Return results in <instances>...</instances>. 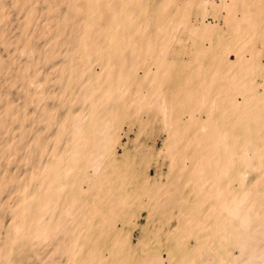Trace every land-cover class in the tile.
Returning a JSON list of instances; mask_svg holds the SVG:
<instances>
[{"label":"bare ground","instance_id":"6f19581e","mask_svg":"<svg viewBox=\"0 0 264 264\" xmlns=\"http://www.w3.org/2000/svg\"><path fill=\"white\" fill-rule=\"evenodd\" d=\"M0 46V264H264V0H0Z\"/></svg>","mask_w":264,"mask_h":264},{"label":"rangeland","instance_id":"374dc122","mask_svg":"<svg viewBox=\"0 0 264 264\" xmlns=\"http://www.w3.org/2000/svg\"><path fill=\"white\" fill-rule=\"evenodd\" d=\"M11 16H12V24L15 27H17V15H15V12L13 11L11 13ZM14 28H13V33L16 32V28H15V31H14ZM39 45H42V44H39ZM7 52L0 46V55L3 56V57H6L8 54H6ZM232 59H234V56L231 57ZM56 63L58 64L59 62L56 61ZM259 82H262V81H259ZM137 88V85H133V89ZM12 97L13 98H16V95L17 93L15 94V88H12ZM135 91V90H133ZM145 94H146V88L143 87L142 88V91L140 92L139 95H137L138 99H143L145 97ZM31 107V105H30ZM31 110V108H30ZM135 108L132 107V111H134ZM142 114H138L136 115H130L128 117V122L132 123L133 126L131 127L132 129L130 130H127V123L125 122V124H123L124 126V130H127L126 133L123 132V134L121 135V143L122 144H125L124 146L130 148L132 150V138L134 137V133L135 131L137 132V126L143 124V121H144V118L146 117V114L144 112H141ZM159 123L157 122L156 126H158ZM144 132V130H143ZM143 132L141 133L140 135V138L145 140L147 143L149 144H153L155 146V149L154 151H156V149H159L161 147V139L163 137V132L157 130L154 131V134L153 132H148L145 131L144 134ZM150 133V134H149ZM150 138V139H149ZM127 144V145H126ZM122 150H123V147H121L120 145L117 147V152L118 153H122ZM157 152V151H156ZM155 153V152H154ZM153 153V156L150 158L149 162H148V165H147V174H149L152 178V180L154 181L153 177L156 175V171H157V166H156V161H152L156 158V156L154 155ZM155 156V157H154ZM1 162L3 161V159L0 160ZM133 161L135 163H138L135 164V169L136 170H139V168L142 170V167L145 165V163L143 162L144 160L141 159L140 156L138 155H135L134 156V159ZM137 165V167H136ZM13 164H10L8 166V171H15L16 168L18 171H23L24 170V167L23 165L20 166L19 164V167L16 166ZM139 166V168H138ZM22 167V168H21ZM138 168V169H137ZM164 168V171L166 170V166H163ZM0 169H1V166H0ZM138 172V171H137ZM203 183V179L200 181V184ZM150 185V180H147V181H144L143 180V176L141 175H133L128 181L125 182V184L123 185L122 189H120V193L123 194L124 191H131V192H135L137 188H139L140 192H143V189L147 186ZM97 187V186H96ZM96 187L94 188L93 187V190L95 189V191L93 192H96V194L102 190H105L107 187H109V185H105V186H102L101 188L97 187L98 190H96ZM121 188V187H120ZM100 189V190H99ZM119 190V189H118ZM87 196V193H84V197ZM98 196V195H97ZM100 196V194H99ZM88 201L90 199H92V196H88L86 198ZM147 199H144L142 201V203L140 205H135L133 203L130 202V199L127 200V202L123 205V206H120L119 208L116 209V214L114 215L115 217V221H116V225L119 227V228H122L120 229L122 232H128L130 234V237H131V242L133 244L137 243V240H138V236L141 234V231H140V227L142 224H145L147 222V218H148V223L152 225V221L153 219L157 218V215L156 214H152V217H148V215H151V211H150V204L151 202ZM136 218V222H137V225H134V223L132 222H127V219L128 218ZM98 218L96 217L95 220H97ZM175 218L172 219V221L174 223H176V219L174 220ZM8 224V216H6L4 219H3V227L4 225ZM94 224V223H93ZM107 226V225H105ZM148 227H150V225H148ZM3 229V228H2ZM4 234H5V231L1 230V234H0V237L3 238L4 237ZM103 233H100V235L97 237V253L99 254V252L103 253L105 255V257L107 258H110L112 259L113 256L116 254V249L114 247V240H116V238H112L110 234H104V235H101ZM191 244L193 243V239H191V241H189ZM138 258H136V264H142L143 262V256L142 255H137ZM136 256V257H137ZM161 256L163 258L166 257V254L164 251L161 252ZM85 264H94V261L89 259L88 257L86 258V262Z\"/></svg>","mask_w":264,"mask_h":264}]
</instances>
